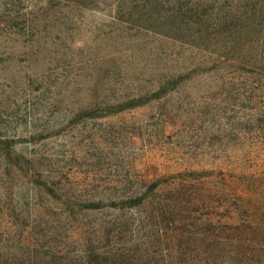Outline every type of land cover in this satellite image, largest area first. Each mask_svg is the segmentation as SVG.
<instances>
[{"label": "rangeland", "instance_id": "1", "mask_svg": "<svg viewBox=\"0 0 264 264\" xmlns=\"http://www.w3.org/2000/svg\"><path fill=\"white\" fill-rule=\"evenodd\" d=\"M157 180L264 231V0H0L1 225L64 264L122 214L131 248L144 209L111 205Z\"/></svg>", "mask_w": 264, "mask_h": 264}, {"label": "trees", "instance_id": "2", "mask_svg": "<svg viewBox=\"0 0 264 264\" xmlns=\"http://www.w3.org/2000/svg\"><path fill=\"white\" fill-rule=\"evenodd\" d=\"M160 188V181H154L111 205L119 211L120 204L144 209L139 225L149 241L131 248L119 245L129 231L130 222L124 215L117 214L96 230L98 239L113 241L111 250L99 253L89 248L78 259H68L64 264H264L260 258L264 246L253 247L242 240L243 234L249 232L264 237L260 225L250 220L248 225L217 226L212 212L203 214L204 210H213L216 201L215 196L205 194L204 188L170 185L165 195L160 194ZM100 205L94 203L87 208L94 210ZM231 233L237 239L234 245ZM34 235L9 230L0 222V264H63L57 263L59 260L54 253L44 251L47 242L39 244L41 237H38L36 243ZM175 241L177 247H174ZM161 243L167 246L166 257L158 260L153 250ZM141 246L146 252L139 254Z\"/></svg>", "mask_w": 264, "mask_h": 264}]
</instances>
